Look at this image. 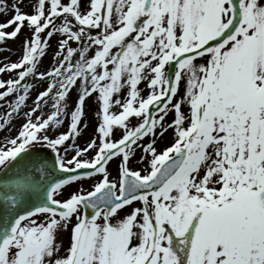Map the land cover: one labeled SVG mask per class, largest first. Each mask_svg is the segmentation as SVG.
Returning a JSON list of instances; mask_svg holds the SVG:
<instances>
[{
    "label": "snow or ice",
    "instance_id": "6c2138e0",
    "mask_svg": "<svg viewBox=\"0 0 264 264\" xmlns=\"http://www.w3.org/2000/svg\"><path fill=\"white\" fill-rule=\"evenodd\" d=\"M0 15V264H264V0Z\"/></svg>",
    "mask_w": 264,
    "mask_h": 264
},
{
    "label": "rangeland",
    "instance_id": "374dc122",
    "mask_svg": "<svg viewBox=\"0 0 264 264\" xmlns=\"http://www.w3.org/2000/svg\"><path fill=\"white\" fill-rule=\"evenodd\" d=\"M24 11H28L27 8H24ZM11 15V12L8 13V16ZM8 17L7 16H3V15H0V20H5L7 19ZM52 44L53 46H55L56 44V40L54 39L52 41ZM18 45H19V41H17L15 44L13 43H6L4 44L3 46H0V64H3V63H7V62H14L18 55H19V49H18ZM49 64V58H45L44 60V67H47ZM9 78V76L7 74H0V79H3V80H7ZM35 91L32 92V96H35ZM29 103H31V101H29ZM4 111L3 107H0V113H2ZM89 128L83 133V137L80 141L81 144H83L84 140H87L88 137L92 134V128H91V123L94 122L92 116H91V111L89 112ZM15 124L16 126L18 127L19 124H20V121L17 120L15 121ZM15 133V129H13L12 131V134ZM3 135H8L7 133H3V134H0V136H3ZM171 136V133L168 134V137L170 138ZM168 143V138L164 139L162 142H161V146H163V144H166Z\"/></svg>",
    "mask_w": 264,
    "mask_h": 264
}]
</instances>
